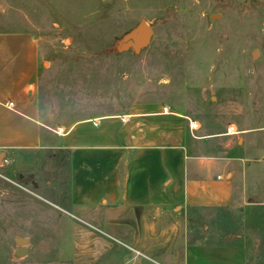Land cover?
<instances>
[{
	"label": "rangeland",
	"instance_id": "1",
	"mask_svg": "<svg viewBox=\"0 0 264 264\" xmlns=\"http://www.w3.org/2000/svg\"><path fill=\"white\" fill-rule=\"evenodd\" d=\"M142 22L154 29L151 44L122 52ZM0 30L39 41L46 124L161 103L198 125L195 148L246 160L247 205L206 213L208 226L189 225L190 241L223 246L232 235L227 246L243 247L245 264H264V0H0ZM231 127L240 134L228 136ZM8 161L0 166V264H74V220L61 210L69 155L48 149ZM19 238L31 251L15 261Z\"/></svg>",
	"mask_w": 264,
	"mask_h": 264
},
{
	"label": "crops",
	"instance_id": "2",
	"mask_svg": "<svg viewBox=\"0 0 264 264\" xmlns=\"http://www.w3.org/2000/svg\"><path fill=\"white\" fill-rule=\"evenodd\" d=\"M43 65L32 33L0 30V152L69 155L61 210L74 220V264H245L243 247L191 243L187 213L246 206V160L195 148L194 123L161 103L52 127L40 108Z\"/></svg>",
	"mask_w": 264,
	"mask_h": 264
},
{
	"label": "water",
	"instance_id": "3",
	"mask_svg": "<svg viewBox=\"0 0 264 264\" xmlns=\"http://www.w3.org/2000/svg\"><path fill=\"white\" fill-rule=\"evenodd\" d=\"M154 36V29L147 23L142 22L135 30H133L120 44V50L122 52H127L133 50L136 53H140L152 42ZM257 56V52L254 57ZM5 154L0 155V166L5 159ZM18 179L22 184L31 183L35 185L32 178H25L23 175H19ZM29 241L27 239L19 238L17 240V251L15 253V261L26 258L30 253Z\"/></svg>",
	"mask_w": 264,
	"mask_h": 264
},
{
	"label": "trees",
	"instance_id": "4",
	"mask_svg": "<svg viewBox=\"0 0 264 264\" xmlns=\"http://www.w3.org/2000/svg\"><path fill=\"white\" fill-rule=\"evenodd\" d=\"M191 212H192V210H188V213H187V216H188V221H189V224L190 225H192V226H195V227H206V226H208L207 224H203V222L201 221V220H197V219H194L192 216H191ZM234 236H232V235H226L225 236V239H226V242L224 243V244H222L223 246H227L228 244H230V242L232 241V238H233ZM202 244H204V243H202ZM211 244H213V243H210V244H205V245H211ZM217 245V244H216Z\"/></svg>",
	"mask_w": 264,
	"mask_h": 264
},
{
	"label": "built area",
	"instance_id": "5",
	"mask_svg": "<svg viewBox=\"0 0 264 264\" xmlns=\"http://www.w3.org/2000/svg\"><path fill=\"white\" fill-rule=\"evenodd\" d=\"M166 111H168V109H166L165 110V112ZM191 129H192V131H195L196 129H198V125L196 124H192L191 125ZM62 133L63 132V130L62 129H60L59 130V133ZM240 134V132L238 131V130H236V128L235 127H231L230 129H229V132H228V135L229 136H236V135H239ZM0 155H1V152H0ZM9 164V161H8V158L7 157H5V159L3 160V163H2V167H5V165H8Z\"/></svg>",
	"mask_w": 264,
	"mask_h": 264
}]
</instances>
